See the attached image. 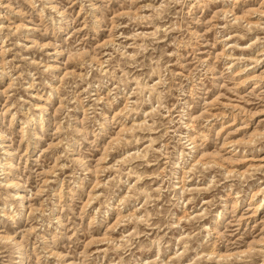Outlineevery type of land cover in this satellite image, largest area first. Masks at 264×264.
<instances>
[{
	"label": "rangeland",
	"instance_id": "obj_1",
	"mask_svg": "<svg viewBox=\"0 0 264 264\" xmlns=\"http://www.w3.org/2000/svg\"><path fill=\"white\" fill-rule=\"evenodd\" d=\"M0 3V264H264V0Z\"/></svg>",
	"mask_w": 264,
	"mask_h": 264
},
{
	"label": "clouds",
	"instance_id": "obj_2",
	"mask_svg": "<svg viewBox=\"0 0 264 264\" xmlns=\"http://www.w3.org/2000/svg\"><path fill=\"white\" fill-rule=\"evenodd\" d=\"M183 3V0H169V4L170 6H175V5H179ZM0 6H4L2 3H0ZM85 7H87V5L85 4ZM55 11V10H54Z\"/></svg>",
	"mask_w": 264,
	"mask_h": 264
}]
</instances>
